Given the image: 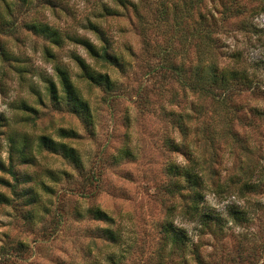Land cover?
Wrapping results in <instances>:
<instances>
[{
	"label": "rangeland",
	"instance_id": "1",
	"mask_svg": "<svg viewBox=\"0 0 264 264\" xmlns=\"http://www.w3.org/2000/svg\"><path fill=\"white\" fill-rule=\"evenodd\" d=\"M141 9L144 22L131 6L112 0H0V264H185V258L198 264L194 248L201 264H264V112L255 110L264 111V0H142ZM203 17L206 24L199 22ZM32 21L53 26L61 44L34 32ZM92 25L129 63L124 70L107 67L118 82L112 92L80 78L72 57L100 66L67 38L99 44ZM198 28L209 30L213 59L245 67L257 79L225 105L184 95L169 71H150L164 48L166 58L193 64L204 44L194 34ZM57 66L87 99L93 130L50 99L47 81H56ZM171 109L191 116L187 141L203 164L204 206L222 218L207 229L179 212L185 199L178 188L170 190L166 164L187 163L183 150L164 142L180 140L166 113ZM59 128L76 130L77 136L62 139L78 150L82 169L61 153L37 150V136L58 139ZM11 140L14 149L28 145L35 160L28 164L9 152ZM246 180L257 181L254 191L241 187ZM30 186L37 191L32 200L23 197ZM92 205L112 221L93 218L86 212ZM230 206L243 217L230 216ZM168 207L190 238L185 251L162 242ZM100 227L112 229L116 239Z\"/></svg>",
	"mask_w": 264,
	"mask_h": 264
},
{
	"label": "trees",
	"instance_id": "2",
	"mask_svg": "<svg viewBox=\"0 0 264 264\" xmlns=\"http://www.w3.org/2000/svg\"><path fill=\"white\" fill-rule=\"evenodd\" d=\"M21 3H26L28 0H17ZM116 5L126 7L127 5L131 6L132 11L134 12L137 19L141 22L145 15L141 13L142 0L137 2H132L130 0H112ZM6 8H9V4H6ZM107 13H111L113 8L109 7L108 4H105L103 7ZM200 23H205L204 17L199 19ZM28 25L34 32L43 35L47 38L52 44L60 45L63 40L60 32L53 28V26L48 25L47 23L32 21ZM92 28L99 40V44L93 43L88 38L67 36V38L82 46V48L87 52L88 56L99 64V67L94 66L95 64L86 62L84 58L80 57L77 54H73L72 57L79 67L78 76L88 82V84H95L101 86L106 91H115L118 88V82L114 77L111 76L108 72V66L114 67L119 70H124L125 67L129 64L119 52L113 50L111 45L107 42V37H105L103 31L99 29L96 25H92ZM198 32V33H196ZM194 34H198L201 41L204 42L200 46V55H198L196 61L193 64H188L187 66L184 63H176L173 60L169 59L168 52L169 48H164L158 51L160 61L157 65L151 67L150 71L152 73L160 72L162 69L165 71L171 72L175 81L181 87V91L186 95V91H190L197 94L198 97L211 98L215 99L219 104H226L227 99L232 98L233 94L237 90L253 87L257 79L250 75L245 67H239L236 64H219V62L212 58L211 51L213 48L209 46L211 44V37L209 30L206 29H195ZM146 43V42H145ZM147 45V43H146ZM103 68V69H102ZM56 81H47V92L50 96V99L54 102H63L66 106L75 111L86 124V127L94 129V115L89 106L87 99H85L74 83L71 75L67 69L63 66L55 67ZM158 94H161L158 92ZM175 94V92L173 93ZM163 104L161 110L163 111ZM258 113H263L255 109ZM161 111V112H162ZM171 117V123L176 126V131H178L180 140H175V137L168 136L165 139V144L175 150H183L187 159V163L180 165L174 161H169L165 169L173 178L170 180L173 188H178L179 194L185 199L183 205L180 208V213L184 217L192 220H196L200 224V230L204 228H209L214 223H219L221 221L220 215L214 213L212 210H206L204 206V195L205 188H208V185L205 181V174L203 172V164L199 162L198 157L194 156V150L191 148L189 142L187 141L188 131L190 129L189 121L191 116L189 113H182L181 111H175L173 109L167 111ZM77 132L72 128H59L57 130L58 139L53 138L51 135L46 133H40L36 140L37 150L40 151L41 148H48L51 151L61 153L69 162H71L75 167L82 169L83 161L78 150L63 140L65 137H75ZM13 141L11 140L10 151L17 153L18 158L25 163H32L35 159L34 156L30 154V151L25 150L28 145H25L24 149H14ZM64 174V173H62ZM46 175L50 178L53 175L50 172H47ZM52 175V176H51ZM58 177H53V180H56ZM28 178H24L23 181H27ZM42 183V188L47 190L48 185L45 182ZM40 183V184H41ZM213 184V183H212ZM216 187L221 188L220 183H216ZM241 187L244 189L254 191L257 187V181L249 182L246 180L242 183ZM29 190L24 192L23 197L28 200H32L33 196L36 195V189L33 186L28 187ZM185 189V191H180ZM174 192V191H173ZM172 192V193H173ZM31 198V199H30ZM174 207H168L165 214V218L161 223V231L163 236L162 242H167L171 246H177L181 251H185L187 246L186 243L189 241V237L184 228L177 226L173 221L174 213L172 212ZM86 212L90 214L93 218L103 220V221H112V216L106 211L101 209L98 206L92 205L87 207ZM227 213L232 217L242 218L243 211L241 209H236L233 206H230ZM100 232L106 236L108 239L114 241L116 235L112 229L109 227H100ZM195 262L201 264V258L198 251L194 248L193 252ZM185 258V257H184ZM185 264H190L187 258L184 259Z\"/></svg>",
	"mask_w": 264,
	"mask_h": 264
}]
</instances>
